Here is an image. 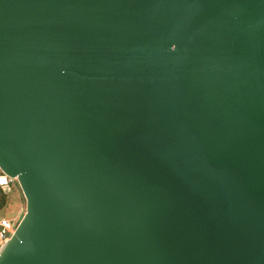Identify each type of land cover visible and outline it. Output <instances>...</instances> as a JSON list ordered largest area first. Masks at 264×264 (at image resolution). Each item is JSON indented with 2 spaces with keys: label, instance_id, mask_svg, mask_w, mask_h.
I'll return each instance as SVG.
<instances>
[{
  "label": "water",
  "instance_id": "obj_1",
  "mask_svg": "<svg viewBox=\"0 0 264 264\" xmlns=\"http://www.w3.org/2000/svg\"><path fill=\"white\" fill-rule=\"evenodd\" d=\"M0 264H264V0H0Z\"/></svg>",
  "mask_w": 264,
  "mask_h": 264
},
{
  "label": "rangeland",
  "instance_id": "obj_2",
  "mask_svg": "<svg viewBox=\"0 0 264 264\" xmlns=\"http://www.w3.org/2000/svg\"><path fill=\"white\" fill-rule=\"evenodd\" d=\"M0 174L2 175L0 176V180L3 182L4 175L1 172ZM5 191L11 193V201L7 207V215H9L14 222L19 223L25 213V199L16 180H11V183L7 186ZM1 243L0 241V244Z\"/></svg>",
  "mask_w": 264,
  "mask_h": 264
},
{
  "label": "built area",
  "instance_id": "obj_3",
  "mask_svg": "<svg viewBox=\"0 0 264 264\" xmlns=\"http://www.w3.org/2000/svg\"><path fill=\"white\" fill-rule=\"evenodd\" d=\"M4 181L1 182L0 180V187L1 189L6 192L7 186L11 183V179L3 176ZM18 225V222H14L13 220L9 219L7 216L0 214V247H2L7 241L11 239L14 235L15 229Z\"/></svg>",
  "mask_w": 264,
  "mask_h": 264
},
{
  "label": "trees",
  "instance_id": "obj_4",
  "mask_svg": "<svg viewBox=\"0 0 264 264\" xmlns=\"http://www.w3.org/2000/svg\"><path fill=\"white\" fill-rule=\"evenodd\" d=\"M0 176H2V175L0 174ZM10 201H11V193L10 192H4L0 187V214L9 217V215H7V207L9 205Z\"/></svg>",
  "mask_w": 264,
  "mask_h": 264
},
{
  "label": "flooded vegetation",
  "instance_id": "obj_5",
  "mask_svg": "<svg viewBox=\"0 0 264 264\" xmlns=\"http://www.w3.org/2000/svg\"><path fill=\"white\" fill-rule=\"evenodd\" d=\"M7 217H8V216H7ZM9 219H11L10 216H9ZM11 220H12V219H11Z\"/></svg>",
  "mask_w": 264,
  "mask_h": 264
}]
</instances>
